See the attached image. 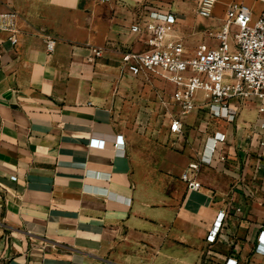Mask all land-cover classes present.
I'll list each match as a JSON object with an SVG mask.
<instances>
[{
	"label": "crops",
	"instance_id": "0c3cea01",
	"mask_svg": "<svg viewBox=\"0 0 264 264\" xmlns=\"http://www.w3.org/2000/svg\"><path fill=\"white\" fill-rule=\"evenodd\" d=\"M217 2L201 18L196 0H0V14L16 13L14 33L0 30V264H264V115L246 103L212 118L198 92L171 135L180 86L158 68L121 67L124 53L147 50L131 27L152 12L176 18L186 56L215 44L206 32L229 5ZM213 137L210 164L199 163ZM190 163L198 190L180 179Z\"/></svg>",
	"mask_w": 264,
	"mask_h": 264
},
{
	"label": "built area",
	"instance_id": "2783aa9c",
	"mask_svg": "<svg viewBox=\"0 0 264 264\" xmlns=\"http://www.w3.org/2000/svg\"><path fill=\"white\" fill-rule=\"evenodd\" d=\"M102 3L109 0H98ZM217 0H196L198 17L210 18ZM257 16L241 2L230 3L224 11V20L217 32L207 31L206 37L215 42L199 43L191 55H185L180 39L171 36L176 18L152 12L149 20L136 23L131 32L147 35V50L126 52L121 57V67L132 75L155 68L166 72L178 84L171 96L172 102L180 109V114L171 118L168 131L179 135L183 126L181 117L197 110L195 97L201 92L206 101L209 116L228 120L246 103L255 105L257 113L264 115V0ZM16 13L7 11L0 14V30L14 33ZM15 45L14 34L8 38ZM55 41H46V50L52 52ZM103 49H93L90 60L100 59ZM264 128V125H261ZM198 154L199 163L210 164L215 151V137L209 138ZM122 140L113 143L115 150H122ZM89 146L104 147L103 141L92 140ZM199 163H190L181 175V181L189 190H198L196 171ZM14 179V177H12ZM224 222V213L217 214L206 235V242L213 244L219 238ZM256 252L264 255V238L259 237ZM109 264V263H105ZM224 264H237L226 258Z\"/></svg>",
	"mask_w": 264,
	"mask_h": 264
},
{
	"label": "rangeland",
	"instance_id": "374dc122",
	"mask_svg": "<svg viewBox=\"0 0 264 264\" xmlns=\"http://www.w3.org/2000/svg\"><path fill=\"white\" fill-rule=\"evenodd\" d=\"M217 1H218L217 5L220 8H222V10L224 9V7L226 6L227 3L230 4L232 2L244 3L247 6H249V8H251L253 11L258 10V9H260V7H262V3L260 2V0H217Z\"/></svg>",
	"mask_w": 264,
	"mask_h": 264
}]
</instances>
